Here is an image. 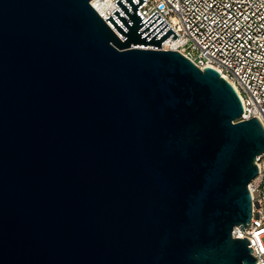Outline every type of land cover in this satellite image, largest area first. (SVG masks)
Masks as SVG:
<instances>
[{
  "label": "water",
  "instance_id": "water-1",
  "mask_svg": "<svg viewBox=\"0 0 264 264\" xmlns=\"http://www.w3.org/2000/svg\"><path fill=\"white\" fill-rule=\"evenodd\" d=\"M91 1L0 0V264H255L260 123L146 0Z\"/></svg>",
  "mask_w": 264,
  "mask_h": 264
},
{
  "label": "built area",
  "instance_id": "built-area-1",
  "mask_svg": "<svg viewBox=\"0 0 264 264\" xmlns=\"http://www.w3.org/2000/svg\"><path fill=\"white\" fill-rule=\"evenodd\" d=\"M115 1L90 3L94 10L106 6L97 13L110 28L105 20L109 15L122 26L112 14L115 9L129 22ZM121 1L133 14L132 8ZM138 11L144 17L141 23L156 11L141 30L159 15L161 18L145 33L163 19L164 23L151 36L167 24L158 36L170 27L178 37L173 41V34L170 35L163 42L167 46L161 45V48L178 52L200 71L211 68L218 72L232 85L241 101L242 113L236 121L256 117L264 132V0H146ZM256 166L258 173L247 185L251 198L250 220L243 231L240 226L233 227L231 237L245 238L255 264H264V154L258 157Z\"/></svg>",
  "mask_w": 264,
  "mask_h": 264
},
{
  "label": "bare ground",
  "instance_id": "bare-ground-1",
  "mask_svg": "<svg viewBox=\"0 0 264 264\" xmlns=\"http://www.w3.org/2000/svg\"><path fill=\"white\" fill-rule=\"evenodd\" d=\"M94 2V1H93ZM106 9V6H104V5H101L100 6V9H98L100 12H102L103 10H105ZM96 10V12H98V10L97 9H95ZM99 14V13H98ZM167 44L168 43H163L162 44V48H165L166 46H167Z\"/></svg>",
  "mask_w": 264,
  "mask_h": 264
}]
</instances>
